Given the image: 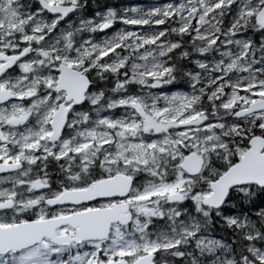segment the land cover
Segmentation results:
<instances>
[{
	"label": "snow or ice",
	"instance_id": "obj_1",
	"mask_svg": "<svg viewBox=\"0 0 264 264\" xmlns=\"http://www.w3.org/2000/svg\"><path fill=\"white\" fill-rule=\"evenodd\" d=\"M247 188L264 0H0V264H264Z\"/></svg>",
	"mask_w": 264,
	"mask_h": 264
},
{
	"label": "clouds",
	"instance_id": "obj_2",
	"mask_svg": "<svg viewBox=\"0 0 264 264\" xmlns=\"http://www.w3.org/2000/svg\"><path fill=\"white\" fill-rule=\"evenodd\" d=\"M235 195V200L230 202L232 204H235L237 207H239V205L245 203L246 198L247 199H252L255 198L258 195H264V193H261L259 191V189L256 188H247V189H243V190H239L237 193L234 194ZM231 226L229 225V228ZM220 228L219 222L217 223H212L211 221L207 224L206 226V230L209 231L210 233L213 231H217ZM231 239V238H229ZM231 245L230 244H225L223 241L219 244L214 246L210 251L213 252L217 258H219L220 256H223L225 252H231ZM238 252H242L243 251V247L239 248L237 250ZM209 256V252L205 251L203 252V254H201L200 252H197V264H214L213 261L207 259V257ZM192 259H196V257H189V261ZM186 264H188V262H186ZM226 264H237V261L235 259V256H232L227 262ZM248 264H252L251 261L248 262Z\"/></svg>",
	"mask_w": 264,
	"mask_h": 264
},
{
	"label": "rangeland",
	"instance_id": "obj_3",
	"mask_svg": "<svg viewBox=\"0 0 264 264\" xmlns=\"http://www.w3.org/2000/svg\"><path fill=\"white\" fill-rule=\"evenodd\" d=\"M138 0H119L117 7H131L132 4L137 3ZM98 3V2H97ZM106 5V4H104Z\"/></svg>",
	"mask_w": 264,
	"mask_h": 264
},
{
	"label": "trees",
	"instance_id": "obj_4",
	"mask_svg": "<svg viewBox=\"0 0 264 264\" xmlns=\"http://www.w3.org/2000/svg\"><path fill=\"white\" fill-rule=\"evenodd\" d=\"M119 0H97V2L101 5H104V4H112L113 6H118V2ZM123 1V0H122ZM89 2V5L92 3V0H88Z\"/></svg>",
	"mask_w": 264,
	"mask_h": 264
}]
</instances>
